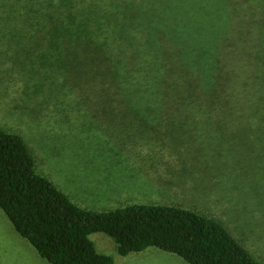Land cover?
<instances>
[{
	"label": "rangeland",
	"instance_id": "1",
	"mask_svg": "<svg viewBox=\"0 0 264 264\" xmlns=\"http://www.w3.org/2000/svg\"><path fill=\"white\" fill-rule=\"evenodd\" d=\"M72 13L80 15L83 23L87 21L99 29L111 46L125 49L124 57L132 61L129 66H134L135 61L122 45L124 41L127 45L134 44L133 49L147 42L171 48L176 44L210 45V48L218 45L225 50L238 45L246 47L252 55L230 59L231 54L225 53L221 77L229 72L235 77L237 71L242 80L257 75L264 77V57L261 62L257 57L264 48V0H0V17L22 15L33 18L40 25L44 24L45 15L60 14L64 18ZM10 47L7 44V48ZM144 57L141 56L142 60L147 59ZM163 58L180 66L176 51L174 57L165 55ZM9 68H2L7 75L6 81L11 84L9 87L5 86V81L3 84L0 76V129L24 139L36 158L38 172L75 205L88 211L109 212L160 201L169 191L175 196V202L181 201L183 208L218 218L234 237L246 238L257 255L246 247L248 251L256 261L264 264V140L260 142L256 135L249 137L244 122L237 120L236 113L226 111L229 108L225 106L217 107L225 111L223 116L234 137L216 132L210 142L212 147L208 148L207 156L219 167L216 171L190 172L191 178L181 175L175 190L144 186L138 192H131L137 189L121 183L115 175L119 166L117 160L123 165L128 160V157L112 156L121 147L108 134L118 123L105 121L107 113L92 109L109 103H142L129 85L127 88V80L118 85L123 88L122 92L116 87L106 93L93 89L87 82L92 77L85 75L81 79L86 82L79 84L78 74L69 76L68 85L64 74L61 77L40 76L27 88L25 81ZM166 72L179 77V73L167 70H161L160 74ZM132 78L139 80L140 77ZM160 85L158 88L162 91L164 85ZM222 91L225 92L220 99L222 102L214 104V98L208 97L204 106L224 105L229 92L225 86ZM251 129L255 134L262 132L260 126ZM175 142L183 145L180 139L172 145H177ZM194 151L203 154L201 159L206 154L203 146ZM202 165L206 171V165ZM161 189L165 191L158 192ZM134 195H139L140 199ZM130 197L133 201L128 200ZM91 240L97 251L111 256L115 264H188L181 257L157 248L122 257L114 239L105 233L93 234ZM0 264H50L16 232L1 208Z\"/></svg>",
	"mask_w": 264,
	"mask_h": 264
},
{
	"label": "trees",
	"instance_id": "2",
	"mask_svg": "<svg viewBox=\"0 0 264 264\" xmlns=\"http://www.w3.org/2000/svg\"><path fill=\"white\" fill-rule=\"evenodd\" d=\"M81 19L73 13L64 18L60 14L45 15L44 24L40 25L33 18L22 15L0 17L3 84L5 81L6 87L11 85L2 69L8 66L9 71L13 70L25 81L27 88L40 76L61 77L64 74L68 85L69 76L78 74L79 84L86 82L81 79L85 75L92 77L87 82L93 89L106 93L116 87L122 92L123 88L118 85L126 79L127 88L129 85L130 91L142 101L131 105L174 106L178 111L182 108L193 115L198 111L196 108L201 107L202 113L197 114L207 119L200 123L203 126L195 124L192 128L199 133L196 146H203L206 154L203 159L188 163L195 164L194 168L199 167L198 163L202 167L205 164L206 171L203 167L202 172H214L219 168L207 156L216 132L234 137L223 116L225 111L217 107L225 106L229 108L226 111L236 113L237 120L244 122L247 135L251 138L256 135L263 142L264 77L257 75L242 80L238 71L235 77L231 72L221 77L225 53L231 54L230 59H244L252 55L246 47L232 45L225 50L218 45L210 48V45L176 44L171 48L147 42L141 44L144 47L133 49L134 44L128 46L124 41L122 45L135 61L134 66H129L132 61L124 57L125 49L111 46L99 29ZM121 37L125 38L122 34ZM7 44L11 47L7 48ZM262 50L257 54L260 59L264 57V48ZM174 51L180 66L163 58L165 55L174 57ZM141 56L147 59L142 60ZM161 70L179 73V77L168 72L160 74ZM161 83L164 85L162 91L158 88ZM152 85L154 88H146ZM223 86L229 92L224 105L204 106L208 97L214 98V104L222 102ZM109 105L123 104L104 106ZM255 126H260V134L251 129ZM173 127L181 130L187 126ZM198 154L202 158L203 154L199 151ZM0 208L16 232L50 264H115L111 256L97 251L91 240L96 233L113 238L122 257L157 248L181 257L188 264H263L248 251L252 244L246 238L234 237L227 226L213 216L158 205H134L102 213L80 208L38 173L36 158L24 139L1 129Z\"/></svg>",
	"mask_w": 264,
	"mask_h": 264
},
{
	"label": "crops",
	"instance_id": "3",
	"mask_svg": "<svg viewBox=\"0 0 264 264\" xmlns=\"http://www.w3.org/2000/svg\"><path fill=\"white\" fill-rule=\"evenodd\" d=\"M92 109L93 112L107 113L105 121L118 123V127L111 129L108 134V137L121 147L112 156L128 157V160L124 165L117 160L119 166L115 175L121 179V183L137 189L131 192H138L144 186L149 188L163 186L165 189L175 190L176 181L182 177L181 175L191 178L190 172H202L201 164L198 163L199 167L194 168L195 164L193 166L188 163L201 160L200 155L194 151L201 146H196L199 140L196 136L199 133L192 128L193 125L207 119V116L197 114L202 113L199 111L201 107L196 108L198 111L194 115L191 111L181 110L182 108L178 111L174 106L109 105L95 106ZM174 125L187 127L180 130L174 128ZM177 139L182 140L183 145H178L177 142H175L177 145H172ZM174 175L176 176L173 177ZM162 191L165 190L161 189L158 192ZM172 195L173 193L169 191L165 192L160 201L148 205L183 208L181 201L175 202V196ZM134 197L140 199L139 195ZM128 200L133 201V198L130 197ZM195 212L201 214L199 211ZM250 251L257 255L253 246Z\"/></svg>",
	"mask_w": 264,
	"mask_h": 264
}]
</instances>
